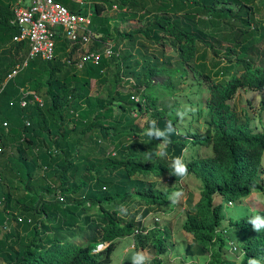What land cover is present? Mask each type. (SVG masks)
I'll return each mask as SVG.
<instances>
[{
	"label": "trees",
	"instance_id": "16d2710c",
	"mask_svg": "<svg viewBox=\"0 0 264 264\" xmlns=\"http://www.w3.org/2000/svg\"><path fill=\"white\" fill-rule=\"evenodd\" d=\"M56 1L72 12L81 10L71 0ZM90 1L94 31L115 50L126 49L119 57L77 70L66 63L68 41L59 40L53 61H30L8 79L23 65L29 48L13 41L17 28L12 0H0V86L5 85L0 93V258L4 264H112L118 240L133 237L135 251H154L153 264H163L160 255L168 250L170 230L144 231L135 217L127 221L130 207H143L146 218L168 204L172 190L158 189L152 176L169 174L179 181L193 174L202 184L201 199L183 228L209 253L207 264H228L225 248L241 250L240 264L250 259L264 264V229L243 245L227 244V236L219 232L226 219L225 203L254 191L264 193V132L255 134L249 116L241 121L230 105L240 89L264 92V21L257 19L258 0ZM114 7L123 20H153L121 31L122 24L101 18ZM165 38L176 49V58L162 60ZM155 45L163 49L150 57ZM173 60L176 67L168 69ZM191 69L209 85L206 99L195 111L178 103L159 110L165 97H176L177 86ZM165 76L169 84L155 85L154 78ZM124 78L135 85L126 90L123 86L130 82ZM93 82L101 90L96 96ZM21 90L36 94L43 105L30 95L22 107ZM150 111L148 127L155 121L157 128L167 130L166 137L137 132L132 114ZM200 122L207 126L203 133ZM185 124L190 132L181 131ZM161 143L167 144L163 151L168 159L180 158L186 165L184 176L175 175L173 164L157 157ZM86 146L91 152L84 151ZM188 146L210 147L213 154L187 158ZM43 168L44 178L35 177ZM20 186L22 197L15 192ZM256 215L264 217V211L231 222L235 233L254 231L248 221ZM78 237L85 241L74 242ZM105 244V249L94 251Z\"/></svg>",
	"mask_w": 264,
	"mask_h": 264
},
{
	"label": "rangeland",
	"instance_id": "374dc122",
	"mask_svg": "<svg viewBox=\"0 0 264 264\" xmlns=\"http://www.w3.org/2000/svg\"><path fill=\"white\" fill-rule=\"evenodd\" d=\"M88 2V0H83ZM91 2V1H90ZM75 3V2H74ZM92 3V11L94 12V4ZM79 6V5H78ZM237 9V6H233ZM257 19L264 21V0H258L257 3ZM124 12V11H123ZM184 16H179L180 19L183 20ZM101 18L111 20V24H122L120 27L121 31H130L133 29L141 28L144 25H149V23L153 20L152 17H148L145 21L140 22L138 19H128L123 20L120 17V10L116 7L113 9H106L104 14H102ZM165 58L162 60H166L169 57L176 58L177 51L172 46L171 40L169 38H165ZM215 41V40H214ZM213 41V42H214ZM202 48V44H200ZM218 46V45H217ZM222 46V48H224ZM163 48L161 46L155 45L150 47L149 55L150 57L159 56V52ZM122 51L126 49L122 47ZM213 53L210 51L208 61L211 62L213 59ZM161 59V57H160ZM165 62V61H164ZM171 64H173L171 66ZM168 69L176 67L175 60L171 63L166 64ZM194 70H189L188 79H186L183 83L177 86V94L173 99L165 97L162 102H159V110H170L174 108L177 103L178 104H186L185 109L195 111L197 109L196 105L200 104L207 97V91L205 88L209 87L207 83L204 82L203 79H199L200 77L194 76ZM112 76L114 74L113 71L110 73ZM199 77V78H198ZM155 85L159 84L160 86H166L169 84L170 77H156L153 79ZM176 81L178 79H175ZM201 82V83H200ZM159 86V87H160ZM158 87V88H159ZM130 89L129 87H125ZM92 95L96 96L100 94L101 90L96 82L92 83L91 89ZM182 102V103H181ZM191 104H195V107H192ZM232 106V110L239 116L241 121H244V116L247 114L251 120V128L255 134H261L264 132V92H256L253 90L240 89L235 96V99L230 102ZM184 107H180V111L183 110ZM137 113L132 114V118H135L134 126L138 128L139 135L142 136L146 131L148 125L147 122L153 117V112L150 111L148 114L140 115L139 117ZM183 119L186 121H191L187 116H183ZM180 126V125H179ZM199 131L201 133L206 131L207 126H204V122L198 123ZM188 125L181 126L182 132H190ZM124 129V128H123ZM129 129L126 128V130ZM85 144H90L89 147L93 144L89 139L85 140ZM166 143H161L158 147L157 157L159 159H163L174 164L171 159H168V155H166L163 149L166 148ZM89 147H85V152H91ZM163 154V155H162ZM213 151L210 147L203 146H188V149L185 152V157H190L193 155H199L201 157L212 156ZM28 160L30 157L28 156ZM182 161V160H181ZM262 181H264V159L262 162ZM45 169L42 170L37 169L35 173V177H39L40 179L44 178ZM151 178L154 182L157 183L158 189L161 190H172L171 197L169 198L168 204L163 207V209H159L158 211H153L146 218H142V210L143 207L132 205V212L127 217V221L132 217H135V222H141L142 228L144 231H151L155 228L160 230L169 229L171 232V239L167 242V252L160 255L161 261L163 264H207L209 261V253L202 252L198 244L194 241L192 235L188 234L184 231V223L187 219V216L191 213L192 208L200 201L201 199V182L193 175L188 174L184 179L179 181H173L169 174L162 177H154ZM1 181V180H0ZM19 185V183H17ZM16 196H20L22 192V187L20 186L18 189H15ZM179 192L180 195L178 197L173 196V193ZM23 194L21 195V197ZM231 204V205H230ZM127 209H129L127 207ZM126 209V210H127ZM140 210V212H138ZM264 211V193L254 191L248 197L231 203H225L223 215L225 216V222L220 227L219 232L224 236H227V244L230 241L233 243L240 242L238 244L243 245L247 239L252 238L258 232L251 231L250 233H245L243 235L235 233L234 228L231 222H235L240 218H245L247 216L255 215L258 212ZM137 212V213H136ZM123 217V215H122ZM82 220V218H81ZM14 224V222H13ZM32 232L28 234L31 236ZM76 243H82L85 241L84 238L78 237L73 240ZM232 243V242H231ZM230 243V244H231ZM234 245V244H233ZM107 244L100 247V250L105 249ZM231 247V245H230ZM231 248L223 249V253L228 260V264H240L241 257L239 253L241 250ZM142 252L148 260L145 261V264H153V259L155 257V252L147 251V250H139L135 251L134 246V238L128 237L124 239H120L117 242V247L115 252L113 253V262L112 264H133V256L134 254ZM0 264H4L2 258H0Z\"/></svg>",
	"mask_w": 264,
	"mask_h": 264
},
{
	"label": "built area",
	"instance_id": "2783aa9c",
	"mask_svg": "<svg viewBox=\"0 0 264 264\" xmlns=\"http://www.w3.org/2000/svg\"><path fill=\"white\" fill-rule=\"evenodd\" d=\"M79 4L80 12H72L56 0H12L13 25L17 34L13 37L15 43L28 44V56L23 65H18L8 79L14 78L19 71L27 67L30 61L41 59L53 61L59 40H67L66 63L77 70L86 65L99 66L103 59L119 57L121 50H115L114 44L104 41L102 36L94 31L92 3L83 0H71ZM130 84L123 86L132 88L135 82L124 78ZM5 85L0 86V93ZM126 90H129L125 88ZM21 106H27L30 95L36 103L43 101L36 94L21 90ZM30 126V122H26ZM7 127V124H4ZM3 150L0 149V157ZM64 202L63 196H59ZM21 221V219H20Z\"/></svg>",
	"mask_w": 264,
	"mask_h": 264
},
{
	"label": "clouds",
	"instance_id": "9594fccd",
	"mask_svg": "<svg viewBox=\"0 0 264 264\" xmlns=\"http://www.w3.org/2000/svg\"><path fill=\"white\" fill-rule=\"evenodd\" d=\"M145 135H147L150 138L160 139L162 137L167 136V130L164 131L160 130L159 128L156 127L155 121H152L150 127L145 132ZM173 169H174V174L178 176H184L187 172V167L185 164L182 163L180 158L175 159L173 164ZM179 195H180L179 192L173 193V196L178 197ZM248 223L252 226L255 232H259L261 229H264V217L260 215L253 216L252 218H250ZM100 247L103 246L101 245ZM100 247L96 248L94 251H99ZM132 260H133V264H145V261L148 260V257H146L142 252H138L134 254ZM249 264H259V262L250 259Z\"/></svg>",
	"mask_w": 264,
	"mask_h": 264
}]
</instances>
